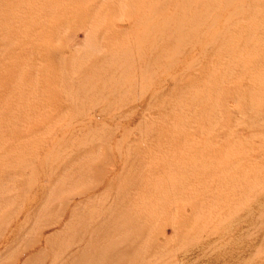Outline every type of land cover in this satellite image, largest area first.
Listing matches in <instances>:
<instances>
[{
    "label": "rangeland",
    "instance_id": "374dc122",
    "mask_svg": "<svg viewBox=\"0 0 264 264\" xmlns=\"http://www.w3.org/2000/svg\"><path fill=\"white\" fill-rule=\"evenodd\" d=\"M141 263L264 264V0H0V264Z\"/></svg>",
    "mask_w": 264,
    "mask_h": 264
},
{
    "label": "bare ground",
    "instance_id": "6f19581e",
    "mask_svg": "<svg viewBox=\"0 0 264 264\" xmlns=\"http://www.w3.org/2000/svg\"><path fill=\"white\" fill-rule=\"evenodd\" d=\"M240 5L242 6L243 3H242V2H239L238 5H237V7L240 6ZM238 8H239V7H238ZM200 51H201V50H200ZM231 96H232V95H231ZM251 101H252V100H251ZM119 203H120V201H119ZM120 204H121V203H120ZM78 250H79V249H78ZM79 253H80V252H79ZM141 264H142V263H141Z\"/></svg>",
    "mask_w": 264,
    "mask_h": 264
}]
</instances>
